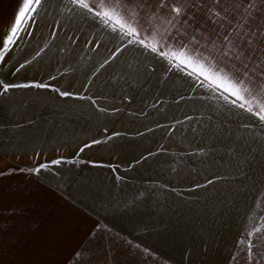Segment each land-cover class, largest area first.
Returning <instances> with one entry per match:
<instances>
[{"label":"crops","instance_id":"crops-1","mask_svg":"<svg viewBox=\"0 0 264 264\" xmlns=\"http://www.w3.org/2000/svg\"><path fill=\"white\" fill-rule=\"evenodd\" d=\"M25 2L0 82L51 87L0 96V172L25 170L0 176V264H72L103 229L167 264H229L264 194V122L68 0H42L35 22L34 0H0V37Z\"/></svg>","mask_w":264,"mask_h":264},{"label":"snow or ice","instance_id":"snow-or-ice-1","mask_svg":"<svg viewBox=\"0 0 264 264\" xmlns=\"http://www.w3.org/2000/svg\"><path fill=\"white\" fill-rule=\"evenodd\" d=\"M72 5V17L91 19L102 30L115 34L126 46H135L157 57L168 71H185L195 80L198 88L210 91L216 99H222L224 112L238 117L241 113L255 116L264 122V0H68ZM35 22L42 0H34ZM30 3L25 2L15 17V24L6 31L3 54L15 43L18 26ZM164 20L163 31L156 25ZM123 51L117 47L113 57ZM23 67V65H21ZM19 69H17L18 71ZM154 70V69H153ZM54 79V77H53ZM42 82L26 84H3L0 96L12 88L49 89ZM57 91L61 97H71L68 91ZM211 107V106H210ZM247 130V123L241 124ZM264 142V141H262ZM100 141H92L98 144ZM91 147L85 144L80 148ZM79 155V153H77ZM62 159L40 163L29 172L39 173L50 165L61 164ZM70 162V161H69ZM24 169L9 168L0 176L23 172ZM212 183V181H209ZM250 244L249 252L251 253ZM264 248V245H261ZM77 251L74 256L78 257ZM264 259V251L257 253ZM256 264H260L257 260Z\"/></svg>","mask_w":264,"mask_h":264},{"label":"rangeland","instance_id":"rangeland-1","mask_svg":"<svg viewBox=\"0 0 264 264\" xmlns=\"http://www.w3.org/2000/svg\"><path fill=\"white\" fill-rule=\"evenodd\" d=\"M251 247V253L249 247ZM264 194L254 210L246 231L239 239L229 264H264L257 253L264 251ZM72 264H167L135 247L128 237L103 229L80 251Z\"/></svg>","mask_w":264,"mask_h":264}]
</instances>
